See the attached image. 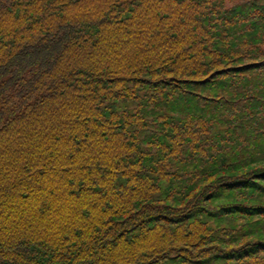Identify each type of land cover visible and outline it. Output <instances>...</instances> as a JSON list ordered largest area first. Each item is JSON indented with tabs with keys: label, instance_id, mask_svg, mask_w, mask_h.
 <instances>
[{
	"label": "trees",
	"instance_id": "obj_1",
	"mask_svg": "<svg viewBox=\"0 0 264 264\" xmlns=\"http://www.w3.org/2000/svg\"><path fill=\"white\" fill-rule=\"evenodd\" d=\"M0 264H264V0H0Z\"/></svg>",
	"mask_w": 264,
	"mask_h": 264
}]
</instances>
